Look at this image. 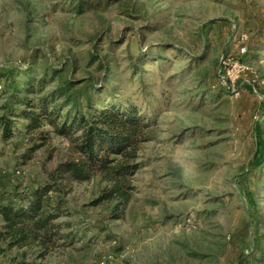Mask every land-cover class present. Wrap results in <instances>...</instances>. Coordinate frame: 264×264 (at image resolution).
Listing matches in <instances>:
<instances>
[{"label":"rangeland","instance_id":"374dc122","mask_svg":"<svg viewBox=\"0 0 264 264\" xmlns=\"http://www.w3.org/2000/svg\"><path fill=\"white\" fill-rule=\"evenodd\" d=\"M13 66L45 78L46 91L68 76L117 79L107 101L132 102L151 123L121 217L91 204L106 185L99 177L64 179L57 222L70 236L43 257L28 249L26 264H260L264 165L249 163L256 124L264 133V0H0V68ZM15 127L8 140L0 132L6 195L47 181L71 155L55 132L32 152L46 130L31 140ZM7 257L0 264H25Z\"/></svg>","mask_w":264,"mask_h":264},{"label":"trees","instance_id":"16d2710c","mask_svg":"<svg viewBox=\"0 0 264 264\" xmlns=\"http://www.w3.org/2000/svg\"><path fill=\"white\" fill-rule=\"evenodd\" d=\"M102 65L109 76L110 65L103 61ZM44 81H36L31 69L23 66L0 68L2 137L12 138L20 120L24 134H30L31 140H36L34 130H46L37 138L42 143H35L30 151L44 145L53 132L67 139L71 148V155L56 165L47 181L8 195L0 193V256L25 264L28 249L43 257L58 238L70 236L60 234L63 226L57 222L66 213L69 191L62 186L64 179L84 182L99 177L106 185L91 204L111 203V218L121 217L135 190L132 179L142 165L138 152L149 139L151 126L150 119L134 103L107 101V95L118 93L120 85H113L117 79L98 86L91 78L68 76L50 91H46ZM255 129L257 146L249 163L251 168L264 165V133L260 125L256 124ZM248 198L259 212L254 193L248 192ZM263 241L264 235L258 233L255 248L260 264H264Z\"/></svg>","mask_w":264,"mask_h":264},{"label":"built area","instance_id":"2783aa9c","mask_svg":"<svg viewBox=\"0 0 264 264\" xmlns=\"http://www.w3.org/2000/svg\"><path fill=\"white\" fill-rule=\"evenodd\" d=\"M246 51H247V50H246V48L244 47V48L241 49L240 52H241V53H246ZM231 60H232V59H229V61H231ZM219 77H220V80H221V84H222V85H227V84H228L229 81H228V79H227L224 75L220 74ZM231 85H232V84H231ZM233 86H234V85H232V88H230V89H232V91L235 92L236 90H235V88H234Z\"/></svg>","mask_w":264,"mask_h":264}]
</instances>
